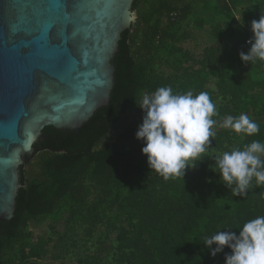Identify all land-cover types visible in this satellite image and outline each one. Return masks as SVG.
<instances>
[{
	"label": "trees",
	"instance_id": "obj_1",
	"mask_svg": "<svg viewBox=\"0 0 264 264\" xmlns=\"http://www.w3.org/2000/svg\"><path fill=\"white\" fill-rule=\"evenodd\" d=\"M196 1H134L137 17L119 41L108 105L79 131L46 126L34 143L41 169L31 178L21 173L14 217L0 221V264L41 259L52 241L76 247L80 227L87 241L96 228L105 229L99 260L110 254L115 264H225L230 249L212 257L203 238L227 229L238 234L246 221L264 216V185L253 181L245 197H233L208 167L213 152L264 142V62L246 65L240 59L250 47L251 22L264 14V0H198L211 10L213 41L196 64L183 66L192 59L180 44L192 35L183 25L195 20ZM167 86L178 94L207 92L212 102H224L212 117L216 136L204 160L184 178L165 181L150 173L143 141L136 138L144 115L136 100ZM240 114L258 122V134L220 127L218 121ZM53 212V235L33 239L31 227ZM79 261L94 264L89 256Z\"/></svg>",
	"mask_w": 264,
	"mask_h": 264
},
{
	"label": "water",
	"instance_id": "obj_2",
	"mask_svg": "<svg viewBox=\"0 0 264 264\" xmlns=\"http://www.w3.org/2000/svg\"><path fill=\"white\" fill-rule=\"evenodd\" d=\"M134 1L80 0L65 21L51 10L58 0H0V221L14 217L44 127L79 131L108 105Z\"/></svg>",
	"mask_w": 264,
	"mask_h": 264
},
{
	"label": "clouds",
	"instance_id": "obj_3",
	"mask_svg": "<svg viewBox=\"0 0 264 264\" xmlns=\"http://www.w3.org/2000/svg\"><path fill=\"white\" fill-rule=\"evenodd\" d=\"M251 31L247 53L240 52L246 65L264 62V14L251 22ZM136 104L144 112L136 138L143 141L141 151L147 157L150 173L155 172L165 181L184 178L186 170L196 168L204 160L201 155L211 147L210 138L216 136L213 129L217 121L212 117L217 112L209 94L192 91L178 94L170 86L159 87L142 95ZM220 127L244 136L260 131L258 122L247 114L229 115ZM214 158L210 170L219 174V183L233 197H245L253 181L256 186L264 185V142L253 140L242 149L234 147ZM203 245L212 257L230 249V253H225V264H264V216L246 221L238 234L227 229L205 236Z\"/></svg>",
	"mask_w": 264,
	"mask_h": 264
},
{
	"label": "rangeland",
	"instance_id": "obj_4",
	"mask_svg": "<svg viewBox=\"0 0 264 264\" xmlns=\"http://www.w3.org/2000/svg\"><path fill=\"white\" fill-rule=\"evenodd\" d=\"M189 0H183V2H187ZM194 10L196 11V18L193 22L187 23L183 25L184 28H189L190 33H192L191 37L187 40L181 41V45L188 49L192 55V59L190 61L183 60L182 65L188 66L192 63H197L204 52V47L209 45L213 41V35L210 32L211 27V10L207 8L201 1H196ZM203 18L204 24L200 25V18ZM136 20V19H135ZM166 72L169 71V68H162ZM224 102L221 98H216L213 102L215 108ZM223 120L218 121L219 124L222 123ZM222 154V152H213L211 155V159L208 162V167L215 163L214 155ZM210 168V167H209ZM41 169L39 153L36 151L32 157L26 161V163L22 167L23 174L26 177L31 178L35 177L39 174ZM215 173V172H214ZM58 213L53 212L44 220H39L36 223L38 227H31L33 231L32 238H37L39 235H46V237H50L53 235L52 225L54 221L57 219ZM58 229H63V226L59 222L57 224ZM57 237V235L55 236ZM105 238V229L103 227L96 228L94 232V237L90 239V241L86 240L84 234H82V228L79 229V235L77 236L78 245L73 248H68L65 244L55 245V241L50 242L47 246V253L41 259H24L22 262L24 264H81L79 258H83L86 256L90 257V261L94 264H115L114 258L112 255H106L102 260L96 258L97 249L101 239ZM19 248V247H18ZM15 250L13 253L16 255L20 250ZM59 256L58 258H56Z\"/></svg>",
	"mask_w": 264,
	"mask_h": 264
},
{
	"label": "snow or ice",
	"instance_id": "obj_5",
	"mask_svg": "<svg viewBox=\"0 0 264 264\" xmlns=\"http://www.w3.org/2000/svg\"><path fill=\"white\" fill-rule=\"evenodd\" d=\"M56 16L70 21L72 16L82 10L80 0H58V3L51 7Z\"/></svg>",
	"mask_w": 264,
	"mask_h": 264
},
{
	"label": "built area",
	"instance_id": "obj_6",
	"mask_svg": "<svg viewBox=\"0 0 264 264\" xmlns=\"http://www.w3.org/2000/svg\"><path fill=\"white\" fill-rule=\"evenodd\" d=\"M250 39V38H249ZM249 39H248V41H249ZM249 44V43H248Z\"/></svg>",
	"mask_w": 264,
	"mask_h": 264
}]
</instances>
